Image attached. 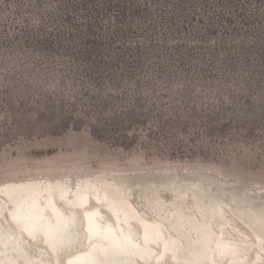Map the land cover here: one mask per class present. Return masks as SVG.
<instances>
[{
  "label": "rangeland",
  "instance_id": "374dc122",
  "mask_svg": "<svg viewBox=\"0 0 264 264\" xmlns=\"http://www.w3.org/2000/svg\"><path fill=\"white\" fill-rule=\"evenodd\" d=\"M48 179L112 181L174 235L163 207L211 194L247 238L242 210L264 218V0H0V187Z\"/></svg>",
  "mask_w": 264,
  "mask_h": 264
},
{
  "label": "bare ground",
  "instance_id": "6f19581e",
  "mask_svg": "<svg viewBox=\"0 0 264 264\" xmlns=\"http://www.w3.org/2000/svg\"><path fill=\"white\" fill-rule=\"evenodd\" d=\"M201 197L208 206L196 202V216L183 214L178 206L177 214H168L164 205V220L174 235L165 222L139 211L126 190L112 181H80L74 187L49 179L10 183L0 187V264H45L48 259L53 264H264V218L258 219L259 209L242 210L250 224H243L250 232L246 238L241 226L222 220L218 198ZM3 218L10 233L2 230Z\"/></svg>",
  "mask_w": 264,
  "mask_h": 264
}]
</instances>
